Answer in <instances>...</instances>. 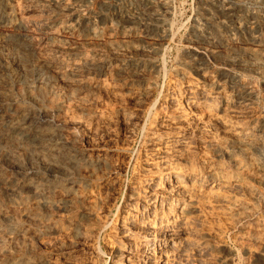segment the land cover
I'll list each match as a JSON object with an SVG mask.
<instances>
[{
    "label": "rangeland",
    "instance_id": "1",
    "mask_svg": "<svg viewBox=\"0 0 264 264\" xmlns=\"http://www.w3.org/2000/svg\"><path fill=\"white\" fill-rule=\"evenodd\" d=\"M121 1L58 0L53 4L47 0H11L10 3L19 4L18 8L21 9L18 15L28 23H23L26 25L24 30H15L8 14L0 16V134L9 127L17 112L25 110L23 114L33 118L32 121H41V127L47 128L46 131L43 130L44 133L41 132L42 137L37 142L43 138L50 145H55L62 138L67 142V147L81 152L91 161L79 164L60 156L49 158L43 155L42 158V152L38 151L28 154L29 149L23 145L27 142L25 139L20 144H0V172L8 183L7 186L0 185V248L6 251V254L0 255V264H13L15 261H22V264H113V243L127 246L126 239L118 237V229L114 240L108 238V234L114 230L111 214L118 207L127 205L130 188L138 186L136 181L139 167L159 148L156 146L152 150L148 143L153 136H162V131L159 130L164 111L157 103L162 100L165 90L170 89L180 78H184L183 82L189 81V84H201V79L195 76L198 58L194 54L204 55L200 52L208 45L204 40L192 36V29L207 15L212 14L215 23H221L224 19L216 8L204 5L201 0H165L164 5L151 0ZM238 1V7H241L244 16L264 17V0ZM135 3H141L142 8V11L131 14L135 17L142 14L138 20L141 22H135L138 25L132 23L126 15V18L124 15L119 16L121 9L131 11ZM68 6L77 9L83 17L76 25L78 28L70 32L65 30L66 25L68 27L75 23V19L67 10ZM236 20L229 21V25ZM38 23L45 26L38 27ZM96 31L104 34L99 37ZM54 35L59 36L62 45L54 42ZM123 35L127 37L128 46L121 44ZM263 35L256 27L252 30L245 28L238 35L240 37L237 36L239 46L232 45L230 53L237 55L242 51L254 50L257 46L245 40L253 36L263 44ZM219 52L221 58L226 57V52H222V49ZM46 55H52L50 57L53 63L63 58L64 61H78L82 64L80 61L88 59L89 62L92 61V66L91 63L80 66L74 74L67 73L61 78L44 63ZM206 61L212 60L207 58ZM248 63L251 66L249 70L241 67L240 70L239 66L237 68L236 65L225 62H209L204 70L208 76L216 74L221 78L219 81L222 88L233 95L236 94L235 85L243 82L249 90V98L239 106L241 109L238 107L239 115L246 118L244 121L251 114H258L264 120V69L252 62ZM206 79L208 81L207 76ZM101 83L105 87L98 86ZM39 91L43 94L40 92V95ZM154 104L156 107L153 108ZM201 134L200 139L193 138V160L195 166L205 170L202 160L207 159L208 163H213L217 159L213 150L203 142L206 141L203 140L204 135L210 137L212 134ZM213 136L220 140L225 138L220 133ZM34 142L28 141V144L32 145ZM100 158L104 162L93 166L92 163ZM234 169V166H230L227 171L232 175ZM27 178L29 181L45 184V196L29 194L21 189L22 180ZM249 183L250 189L239 196L243 203L250 206L249 210L244 215L240 214L241 216L229 214L226 209L213 210L214 213L206 210L201 216L195 217L194 222L198 224L193 225L199 250L190 254L189 261L180 259V262L178 258L176 264H263L261 259L253 258L246 251L248 249L256 254L264 253V226H258L255 222L256 219L264 218V185L257 180ZM17 187L20 190L11 192ZM256 192L261 195L260 202L252 198V194ZM138 205L140 208L135 207V215L139 219L144 204ZM102 223L106 229H101ZM135 227L137 228L136 224L132 230L136 232Z\"/></svg>",
    "mask_w": 264,
    "mask_h": 264
},
{
    "label": "bare ground",
    "instance_id": "2",
    "mask_svg": "<svg viewBox=\"0 0 264 264\" xmlns=\"http://www.w3.org/2000/svg\"><path fill=\"white\" fill-rule=\"evenodd\" d=\"M10 1L11 0H0V16L8 14V17H10V23L12 21V25L15 26V30L16 29L17 30H21V29L24 30V26H26V25H24L23 23H25V22L27 23V21L23 20L22 16L20 17L18 15L21 7L18 8V5H19L18 3H17L18 5H17L15 3H10ZM47 1H49L48 3L53 2V4H56L58 0L57 1L56 0H47ZM131 1L137 2L139 0H131ZM151 1L157 2L160 5H164L165 0H151ZM201 1L204 3V5L216 8L218 13L223 17L224 20L221 23H215L211 17L212 14H211V16L207 15L205 18H203L201 20V22L199 24H197L192 29L191 35L195 36L199 39L204 40V42L208 45V47H205L202 49L203 52H200V53H204V55H202V56L197 55L199 53L194 54V56H196L198 58V61H197L198 67L196 66L197 69L195 70V72H196L195 76H197L198 78L201 79V81H202L201 84H199V85H198V83L189 84V81L183 82L184 78H180L179 80H176L175 83H173V85L170 89L165 90L166 92L163 95L162 100L160 99V101L157 103L160 107H162V110L164 111V118H162V121L160 123V129L161 130L158 129L159 131H162V136H156V137L153 136L148 143H149L150 149H152V150H154L156 146H159V148H156V150L152 154V156H149L148 158H146L145 162H143L144 164L141 167H139V176L137 178L138 181H136L137 182L136 184H138V186L130 188V191L128 193L129 196H128L127 205L124 207H118L116 209V212L111 214V216L113 217V221L112 220L111 221H112V225L114 226V230L108 234V238L114 240L113 238L117 237L116 230L118 229L120 231L118 237H120V236L124 237L126 239L125 243L127 245L125 247L122 244L118 243V245H115V242L113 243L115 246L114 254H113L115 259L113 261V264H176L175 261L178 258H179L180 262H181V260H184V262H185L186 260H188L190 258V254H192L196 250L197 251L199 250L198 243L195 241V239H196L195 233H194V226L195 225H193V223L198 224L197 222L196 223L194 222L195 217H198V215L201 216V214H204V212L206 210H207V212H208V210H211L212 213H214L213 210H218V211L222 210L223 211L224 209H226L229 212V214H232V215H240V214L244 215L245 211L250 206L248 207V205L246 203H243V201H241L239 199L240 193L244 192L246 189L248 190L249 184H250L249 182H254L257 180V182L259 184L264 185V120L258 114H254V115L251 114V115H249L248 120L244 121L246 118L243 119V117H242L243 115H241V114L239 115L240 112L238 111V107L240 105H243V103L245 101H247V99L249 98V90L247 89V87L244 84H242L243 82L242 83L239 82L235 85L236 94L233 95L231 93H228L220 85L219 80L221 78L219 79L217 76H215L216 74L212 75V76H208L204 70L205 67H207V65L209 64V62H213V63H217V62L224 63L225 62V63L233 65V66L236 65L237 68L239 66V69L241 67L244 70H249L250 65L248 62H252L257 67L264 69V43L263 44L260 43L256 37L249 36V38L247 40H245L243 38L248 43L253 44V46L254 45L257 46V47H255L254 50L252 49L250 51H242L241 53H239L237 55H233L230 53L231 48L233 47L232 45H234V44L237 45V42H238L237 40H239V38H237V36L240 35L244 31L245 28L252 30L256 27L260 30V32H262L264 34V17L250 18L248 16H244V14L240 10L241 7L240 8L238 7L239 6L237 4L239 2L238 0H201ZM42 2L44 3V1H42ZM157 3H155V4H157ZM140 4L141 3H135L133 5L134 7L131 11H124L125 9H121V11H119L120 12L119 16L123 17V15L124 16L126 15L130 18V21L132 23H135L136 21L140 20L139 18L142 14L139 15L138 17L137 16L135 17V15H131V14H133L134 11L136 12V11L142 9ZM239 4L241 5V3H239ZM59 5H62V4H59ZM66 8L71 13L70 14L71 17L75 19V23H71V25H68V27L66 25L65 30L67 32L68 31L70 32V31H73V29L78 26V24L83 19V17H81L82 15H80L78 13L77 9L75 10L71 6H68ZM43 9H46V8H43ZM78 10H80V9H78ZM62 11H64V10H62ZM208 12H211V11H208ZM85 13H84V15H85ZM61 14H64V13H61ZM126 16H125V18H126ZM233 19L234 20L237 19V20L234 21L233 24L229 25V21H231ZM138 22H141V21H138ZM33 24H35V23H33ZM40 24H41V21H40ZM40 24L38 25V27L45 26V25H40ZM68 24H70V23H68ZM141 24L139 26H141ZM136 25H138V24H136ZM27 26H29V25H27ZM28 30H30V29H28ZM74 30H76V29H74ZM102 31L101 32L96 31V35H99V37H100L101 34H104V33H102ZM207 31H209V33H207ZM16 33H17V31L15 32V34ZM28 33H30V32H28ZM18 34H20V33H18ZM11 35H13V34H11ZM13 37H14V35H13ZM20 37H18V38L22 40V38H20ZM58 37H56L54 35L53 40H54V42L57 41L55 43H60V45H62L61 40H59ZM238 37H240V36H238ZM263 37H264V35H263ZM263 37H261V38H263ZM6 38H8V37H6ZM14 38H16V37H14ZM23 38H25V36ZM122 38H123V42L121 44L128 46L129 42L126 41L127 37L125 35H123ZM259 39H260V37H259ZM55 45H57V44H55ZM237 46H239V45H237ZM60 48H57V49H60ZM86 48H88V47H86ZM115 48H116V46H115ZM134 48H136V47H134ZM54 49H56V48H54ZM220 49H222V52L223 51L226 52V55H225L226 57L221 58V56L219 54ZM240 49H242V48H240ZM243 49H244V47H243ZM244 50H246V48ZM49 51H47V52H49ZM232 51H234V50H232ZM51 54H54V53H51ZM44 55H45V53H44ZM50 56H52V55H50ZM50 56H48V55H46L45 57L43 56L44 57V59H43L44 63L49 68H52L57 73V75H59L61 78H64L67 73L68 74H74L75 72H77V69L80 66H84V65H87L88 63L92 62V61L89 62L90 60L85 59L83 61H80V62H82V64H81V63H78V61H70V60L64 61L63 58H60L62 60H60L57 63H55V61H56L55 60L53 63L51 61L52 57H50ZM55 57L57 58V56H55ZM55 57L53 59H56ZM207 58L211 59L212 61H206ZM97 62H98V60H97ZM89 66H90V64H89ZM91 66H92V63H91ZM93 67H94V65H93ZM200 67H203V68L199 69ZM100 69H101V67H100ZM5 74H6V72H5ZM1 75H2V73H1ZM206 76L208 78V81H205ZM187 80H188V78H187ZM3 82H5V81L3 80ZM236 82H234V83H236ZM1 84H3V83L1 82ZM4 86H8V85H4ZM98 86L105 87V84L101 83ZM13 88H15V86ZM40 92L41 91H39V94H40ZM3 93H4V91H3ZM36 95L37 94H35V96ZM3 96H4V94H3ZM22 97H23V95H22ZM45 97H46V95H45ZM4 98H5V96H4ZM18 98H19V96H18ZM34 98H37V97H34ZM20 100H22V99H20ZM29 101H31V99ZM217 101H218V103H216ZM10 104H12V103H10ZM37 104H39V103H37ZM217 104H219L220 106H218ZM155 105L156 104H154L153 108L156 107ZM39 108H41V107H39ZM239 109H241V108L239 107ZM160 111H161V109H160ZM23 112L22 113L17 112L16 116L11 120L9 127L6 128L3 132H1L0 144L8 143V142H11L13 144H20V141L25 139L27 142H26V144H23V145L27 149H29L27 152L28 154L29 153L33 154L36 151H38L40 153L42 152L41 153L42 156L44 155V156L49 157V158H54V157L60 156V157H63L65 160L72 162V163H79V164L80 163L81 164L91 163V161L89 160V158L87 156H84L79 151L71 150V148H69L70 146L67 147L68 146L67 142H65V140H63L62 138H59V139L57 138L58 140H57V142L55 140V142H56L55 145H50V142L46 141L43 138L41 140L39 139L40 141L37 142V139L42 137L41 134L44 133V131H46L45 129H47V128L43 129V127H41V124H39L41 121L39 123L35 122L34 120L32 121L33 118H29L27 115L23 114ZM245 116H248V115H245ZM58 123H56V124H58ZM67 124L65 126H67ZM5 126H7V125H5ZM51 126H53V125H51ZM70 127H71V125H70ZM50 128H53V127H50ZM70 130L71 129H69V131ZM60 131L61 130H59V132ZM203 132H206V134H212V136H210V137H208V136L205 137V135H204L203 140H206V141H203V142L206 143V145L209 149L213 150L214 154L216 155V159H217V161H215L213 163H208L207 159L202 160V165L206 166L205 170L201 167H197L194 165V161H195V160H193L194 159L193 158L194 149L192 150V146L194 143L193 138L199 137V139H200V137L202 135L201 133H203ZM2 133H4V134H2ZM215 133L223 134L225 138L222 137L223 140H220V139H218V137L213 136V135H215ZM57 136L58 135H56V137ZM47 138L49 139V137H47ZM28 141H33V142L35 141V142L32 143V145H31V144H28ZM51 142H53V141H51ZM9 146H11V145H9ZM20 146H22V145H20ZM205 149H206V147H205ZM2 150L4 151V149H2ZM14 151H16V150H14ZM19 152H20V150H19ZM44 156L42 158H44ZM28 157H29V155H28ZM20 159H19V161H24V160H20ZM237 159H240V160H237ZM29 161H30V159H29ZM103 162H104V159L100 158V159L95 160L94 163H92V164H93V166H95V165H99ZM230 166L235 167L234 174H232V175H230L229 172L227 171V169ZM32 172H33V170H32ZM4 180L5 179L3 178V175L0 172V185L1 186L2 185L3 186L8 185V183L5 182ZM22 181L23 182L20 184V186H21L20 188L26 190V192L29 194H37V195L43 194L44 195V192H46V190H47V186L45 184H43L42 182L29 181L28 178L26 180H22ZM168 184H169V187L167 186ZM17 188L13 189L11 192L15 193L17 190H20L19 188L18 189ZM5 189H6V187H5ZM11 189H12V187H11ZM251 192L254 193L253 191H251ZM252 195H253V197H252L253 200H258L260 202L259 199H261L260 198L261 195H259L257 192L255 194H252ZM14 197H17V196H14ZM138 203L144 204V206H142V209H141V213H142L141 218L139 217V219H138L137 214L135 215V213H136L135 207L140 206V205H138ZM262 203H263V201H262ZM207 215H208V213H207ZM225 216H227V215H225ZM232 217H234V216H232ZM249 218H251V217H249ZM137 219H138V223H137ZM16 220H18V219H16ZM227 220H229V219H227ZM239 220H237V221H239ZM108 221H109V219H108ZM255 222L258 226H264V218L262 220L256 219ZM134 224H136V226H137V228L135 227L136 232L132 230L134 228ZM210 226H211V224H210ZM100 227H101V229L107 228L103 223L100 224ZM204 227H206V226H204ZM200 234H201V232H200ZM109 239H108V242H109ZM221 243H223V242H221ZM18 247H19V245H18ZM216 248H218V247H216ZM244 250H245V248H244ZM246 251L249 254H251L253 256V258L255 257V258L261 259V261L264 264V255H263L264 253H261V254L257 253L256 254V253L249 251L248 249ZM20 252H21V250H20ZM2 254H6V251L4 249L0 248V255H2ZM195 256H193V257H195ZM134 257H135V260H133ZM19 262L20 261H18V262L15 261V263H13V264H22V261H21V263H19ZM23 264H25V263H23Z\"/></svg>",
    "mask_w": 264,
    "mask_h": 264
}]
</instances>
